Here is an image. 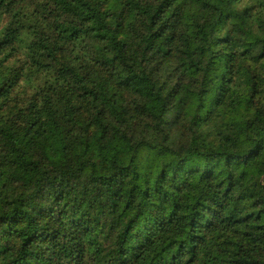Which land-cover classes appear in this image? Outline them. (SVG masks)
Segmentation results:
<instances>
[{"label":"trees","instance_id":"16d2710c","mask_svg":"<svg viewBox=\"0 0 264 264\" xmlns=\"http://www.w3.org/2000/svg\"><path fill=\"white\" fill-rule=\"evenodd\" d=\"M0 264H264V0H0Z\"/></svg>","mask_w":264,"mask_h":264}]
</instances>
